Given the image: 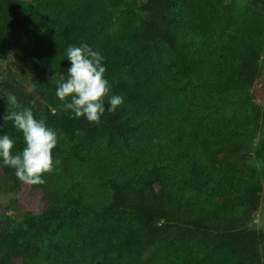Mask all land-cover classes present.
Wrapping results in <instances>:
<instances>
[{
	"label": "trees",
	"instance_id": "obj_1",
	"mask_svg": "<svg viewBox=\"0 0 264 264\" xmlns=\"http://www.w3.org/2000/svg\"><path fill=\"white\" fill-rule=\"evenodd\" d=\"M31 1L0 0V135L25 146L11 93L57 132V163L29 185L0 160V191L37 198L0 227V264H264V0ZM69 44L99 51L124 98L99 124L54 110Z\"/></svg>",
	"mask_w": 264,
	"mask_h": 264
},
{
	"label": "clouds",
	"instance_id": "obj_2",
	"mask_svg": "<svg viewBox=\"0 0 264 264\" xmlns=\"http://www.w3.org/2000/svg\"><path fill=\"white\" fill-rule=\"evenodd\" d=\"M66 58L71 66L58 84L55 95L76 118L84 117L90 123L99 124L106 110V99L108 112L116 111L124 102L122 96L110 94L111 86L105 78L106 68L102 63L104 57L87 44H69ZM2 96L12 109L4 115V120L11 121L22 134L25 146L13 153L15 141L7 134L0 135V160L4 166L14 169L21 182L43 185L46 181L42 176L53 172L57 163L52 151L57 146L58 134L43 119L38 120L32 108L23 106L14 94ZM30 103L34 105L35 100Z\"/></svg>",
	"mask_w": 264,
	"mask_h": 264
},
{
	"label": "rangeland",
	"instance_id": "obj_3",
	"mask_svg": "<svg viewBox=\"0 0 264 264\" xmlns=\"http://www.w3.org/2000/svg\"><path fill=\"white\" fill-rule=\"evenodd\" d=\"M21 2V6L24 9H31L33 7V3L31 0H19ZM146 0H136L137 4H141ZM228 3H235L239 9H243L248 0H225ZM264 14V7L258 5L257 7ZM10 62L7 60L0 61V69L3 70L5 65H9ZM261 65H262V73L260 75V80L255 83V85L251 88V93L254 98L256 104L259 105L262 111H264V49L261 57ZM56 81L60 82V77H56ZM25 85L29 90H34L37 85L36 80H25ZM63 105L56 107L54 110L62 111ZM264 139V126L260 127L257 131L255 137L252 139V148H254L261 140ZM251 166L259 167V160H252L249 162ZM36 199L34 197V193L24 188L18 194L11 195L9 193H5L4 191H0V227H5L8 230L18 229L20 228L28 211H35L36 209ZM252 226L260 227L264 226V191L261 194V203L253 214L252 222L250 223Z\"/></svg>",
	"mask_w": 264,
	"mask_h": 264
}]
</instances>
